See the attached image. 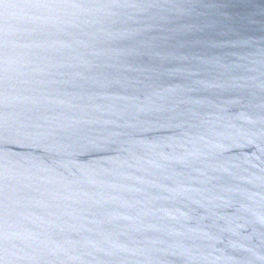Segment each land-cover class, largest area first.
Wrapping results in <instances>:
<instances>
[{"label": "water", "instance_id": "water-1", "mask_svg": "<svg viewBox=\"0 0 264 264\" xmlns=\"http://www.w3.org/2000/svg\"><path fill=\"white\" fill-rule=\"evenodd\" d=\"M0 264H264V0H0Z\"/></svg>", "mask_w": 264, "mask_h": 264}]
</instances>
